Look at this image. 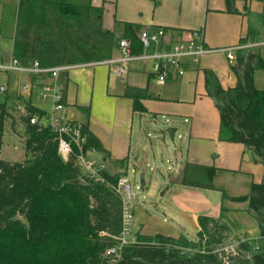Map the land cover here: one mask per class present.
Segmentation results:
<instances>
[{
	"label": "trees",
	"instance_id": "16d2710c",
	"mask_svg": "<svg viewBox=\"0 0 264 264\" xmlns=\"http://www.w3.org/2000/svg\"><path fill=\"white\" fill-rule=\"evenodd\" d=\"M257 1L262 3L257 25L248 20L246 35L235 45L243 48L229 63L235 86L223 88L209 69H203V76L205 92L219 112V141L242 144L264 161V88L257 89L253 79L256 70L264 72V59L246 47L264 41V0ZM224 3L226 13H238L235 0ZM243 15L249 16L246 6ZM102 17L103 7L93 5L92 0H19L13 57L22 64L37 61L40 67L97 63L112 58L121 39L129 42L132 54L141 53L140 25L116 21L115 29L109 31ZM162 30L164 35L171 33V29ZM184 32L192 31H180V35ZM125 96L132 100L133 112L146 113L141 103L148 96L146 89L129 88ZM7 109L0 103V151L4 121L10 118L13 124ZM25 110L21 120L28 160L9 163L0 158V264H264V250L258 246L255 250L247 241L239 242L237 255L224 262L219 247L229 237V229L205 215L197 217L199 230L194 239L183 234L138 235L140 244L125 247L118 260L107 262L104 253L122 230L123 212L121 198L111 187L124 172L105 173L109 186L79 182L74 161L57 154L54 134L29 123L43 112L29 101ZM83 111L87 118V109ZM83 127L85 149L94 148L108 157L86 122ZM114 164L123 169L126 157ZM219 172L187 162L173 182L215 190L213 179ZM229 200L248 203V213L264 238V178L251 183L247 195Z\"/></svg>",
	"mask_w": 264,
	"mask_h": 264
},
{
	"label": "crops",
	"instance_id": "0c3cea01",
	"mask_svg": "<svg viewBox=\"0 0 264 264\" xmlns=\"http://www.w3.org/2000/svg\"><path fill=\"white\" fill-rule=\"evenodd\" d=\"M238 1L235 0L234 3L238 12L236 14L225 12L224 0H214V2H211V0H92V4L102 6L103 13L105 10L108 11V26H104L103 17L102 25L109 31L115 29L116 21L138 24L141 26V31H146L149 34H156L163 28L171 29L169 36L163 35L160 43H151L153 45L150 44L147 48L141 50V53L150 56L157 53L161 48L171 46L180 38L185 37L182 36L183 33L180 35V31H202L205 47L213 50L208 46L206 31L215 19L214 16H222L221 18L229 26H241L242 23L241 21L239 23V17L246 20L245 31L244 33L238 32V38L228 35L224 38V43L236 41L231 44L235 46L238 40L246 35L248 20L257 25V15L262 11V3L258 1L261 4V9L252 16L249 11V4L253 0H240L243 3L241 7L237 5ZM18 5L19 0H0V62L3 64H7L10 58H14L12 53L13 37ZM245 6L249 11V16L243 15ZM6 26L11 29L4 30ZM223 30L222 27L220 31ZM209 43L211 44L210 40ZM260 44L262 43H256L254 46ZM254 46L249 48L252 50ZM223 54L225 55V53ZM119 55V50H117L112 58H117ZM207 56H211L210 53L202 56L198 63L184 62V74L181 76L171 74L163 83H158L155 79L149 60L131 61L124 65L121 75L113 72L115 65H92L88 63L84 67H76L63 73L60 81L63 84L65 113L70 110V118L82 124L87 123L90 132L97 137L103 148L108 152L106 158L102 154L98 153V155L109 162L110 174L121 170L115 166V161L125 157L128 161L132 149L133 121L136 114L140 116V123L142 120L143 122H147V120L157 122L159 117L170 118L172 121L165 120L168 124L171 123L169 126L170 135L174 136L178 133V130L181 131L177 135L181 142L178 146H175L173 156L178 161L174 170L176 177L187 162L222 170L213 179V184L217 188L215 190L183 186L173 182L176 177H172L166 191L171 190L173 187L178 193L177 207L175 208L177 215H185L186 212L196 211L201 208L202 204H205L206 207L213 209V212L208 215L219 219L222 208H220L221 203L217 199V194L222 195L220 191H225V185L242 184L241 182H243L244 193L234 192L230 195L224 193L225 200H229L230 197L247 195L251 183L262 182L264 178V161L259 160L251 149L242 144L219 141V112L215 107L214 100L207 96L205 92L203 69L211 70L217 76L223 88L235 86L236 78L229 69L231 60L227 58L226 70H222L214 64L215 61H213L212 56ZM30 64L31 62L22 65L27 66ZM96 68H99L98 71L95 70ZM75 70H81L82 72L79 75L77 72H73ZM2 72L9 74V72L19 71ZM28 75L31 78L36 76ZM37 77L38 79L34 82L31 81V86L39 88L38 96L42 101L48 103L49 107L48 109H42L33 104L31 105L40 109L43 112L42 115H44L46 111H49L51 104L49 99H42L39 93L42 84L48 83L50 79L46 76ZM80 77L82 79L78 83L85 86L84 96L86 98H82L83 101L79 96V89L81 91V88L76 85V80L79 81ZM222 77L227 78L226 83ZM69 87H71V91L68 94ZM129 88L146 89L148 96L141 100L146 113L133 112L132 100L125 96V92ZM24 90L31 91V89ZM3 93H6V89ZM15 98V101H17L23 97L16 96ZM27 101L30 102V98ZM22 108L26 113L25 106ZM84 108L87 109V118L85 111H83ZM73 112H77L81 119H76ZM10 123L12 126V121ZM195 195H199L200 199L196 200ZM246 211L248 213V210ZM196 213L193 216L191 215V219L194 221L197 233L199 230L197 223L199 214L196 215ZM179 229L182 232H179L178 235H184L182 228L179 227L176 230ZM176 230L173 229L172 234L165 236L177 237Z\"/></svg>",
	"mask_w": 264,
	"mask_h": 264
},
{
	"label": "rangeland",
	"instance_id": "374dc122",
	"mask_svg": "<svg viewBox=\"0 0 264 264\" xmlns=\"http://www.w3.org/2000/svg\"><path fill=\"white\" fill-rule=\"evenodd\" d=\"M211 2H214V0H211ZM237 5L241 7L243 5L242 1L239 0ZM260 9L261 4L258 1L253 0L250 2L249 11L252 16L259 12ZM214 17L215 19L206 31V37H208L207 43L209 48L214 50L210 53L213 61H215L214 64L222 70H226L227 56L222 53L223 51H221V49L233 46L231 44H234L236 41L224 43V38H226V35L238 38V32L241 31L244 33L245 31L246 20L239 17V23L240 21L242 23L241 26H229L221 18L222 16ZM108 18V11L105 10L103 13V24L105 27L108 26ZM222 27L224 30L220 31ZM7 29L10 30L11 28L6 26L4 30ZM209 40L212 45L209 43ZM252 50L264 59V43L254 46ZM97 69L99 68H96L95 70L98 71ZM73 72H77L80 75L82 71L75 70ZM222 78L226 83L227 78ZM81 79L82 77L79 78V81L76 80V85L78 88H81V91L79 89L80 99L85 97V86L78 83ZM253 79L254 86L257 89L264 88L263 71L256 70L254 72ZM24 85L28 86L31 91L29 92V90H24ZM0 86L6 89V93L0 92V103L5 102L6 106H11L10 108L8 107L9 109L7 110L9 115L13 118L12 126L10 123L11 119L4 121L0 158L9 163H22L28 160L30 154L26 153L24 150L27 135L21 118L26 115V113H24V110L21 108L25 106L28 98H30L31 104L41 107L42 109H48L49 105L48 103L42 101L38 96L37 92L39 88L31 86V76L28 74L20 72H9V74H6L5 72L0 71ZM70 91L71 87L68 88V94ZM6 94L8 95L7 98ZM16 96H20L25 99L19 98L15 101ZM81 101H83V99ZM70 113V110L66 111L68 116ZM73 114L76 119H81L77 112H73ZM139 117L140 116L138 114L134 116L132 149L127 159L128 161H126L127 166L121 169V172H124L123 175H125V173L127 174L131 188L135 193L134 199L131 201L133 213L132 229L134 231V236L137 238L138 235L144 237H150L155 234L168 235L173 233V229L176 230L180 227L183 229L184 235L188 239H194L197 233L194 221L191 219V215L193 216L196 212H198L196 215L199 214V216H206L212 213L213 209L206 207L205 204H202L201 208L196 211L186 212L185 215H177L175 208L177 207L176 201L178 200V193L173 189V187L171 190L166 191V188L170 183V179L172 177H176L174 170L178 161H176L173 156L175 146H178L181 142V139L177 138L178 133L181 131L178 130V133L174 136L172 134L170 135L169 126L171 123L168 124L165 120H172L168 117H159V121L157 122H154L153 120L143 122L142 120L141 123ZM69 158L75 162L73 157ZM75 163L74 166L77 168ZM141 173L144 174L145 181L143 189L140 188L139 184V175ZM241 183L242 184L238 183L225 185L226 189L223 193H226L227 195L234 192L243 194L244 185L243 182ZM246 190L248 192L247 187ZM194 198L196 200L200 199L199 195H195ZM217 199H219V202L221 203L220 208H222L219 220L229 229V237L224 240V243L221 245L223 249L219 250V252L223 254V258L224 256L228 257L226 254V249H228L227 246L230 244L235 245L238 242V239H245L253 246L257 245L261 250H264V238L259 236L256 221L246 211L248 209L247 202L237 203L225 199L223 200L220 193L217 194ZM140 232L144 234H141ZM179 232L182 231L180 229L176 230L175 234L178 235ZM116 243L117 241L113 246H116ZM140 243L141 241H139V244Z\"/></svg>",
	"mask_w": 264,
	"mask_h": 264
},
{
	"label": "built area",
	"instance_id": "2783aa9c",
	"mask_svg": "<svg viewBox=\"0 0 264 264\" xmlns=\"http://www.w3.org/2000/svg\"><path fill=\"white\" fill-rule=\"evenodd\" d=\"M164 32L160 29L156 34H149L146 31L139 33V40L142 49L147 48L151 43H160ZM178 41L171 46L161 48L157 53L146 56L144 53L132 54L129 42L126 39H121L118 42L119 56L110 58L102 62L91 63L92 65L106 64L114 66V73L121 75L124 65L131 61H151V69L158 83H163L171 74L183 75L184 62L190 61L198 63L202 56L213 52L204 45L202 31H192L183 33ZM262 44L264 43L261 42ZM247 45L246 47H252ZM243 47L233 46L221 49L227 58L234 60L235 52ZM88 64L78 65H60L54 67H40L37 61H32L30 65L23 66L16 58H11L7 64L0 62V71H19L36 76H46L50 79L48 83H44L40 89L42 99L50 100V109L40 117H32L29 120L31 125H35L38 130H50L57 142V154L61 157H73L75 165L79 171V182L86 183L92 181L94 183L104 184L106 182L105 173H109V162L101 158L94 148L85 149L87 143V134L84 131L83 124L75 121L65 113L66 106L63 103V84L60 81L61 75L73 68L84 67ZM90 65V64H89ZM24 89H30L24 86ZM4 87H0V92H4ZM19 108V107H18ZM23 110V108H21ZM115 192L120 196L123 206L122 212V230L115 238L116 246L109 247L104 253V258L107 262H114L121 257L123 248L128 245L139 244L138 239L134 236L132 229V208L131 201L134 199V192L131 188L127 174L118 178L115 186H112ZM239 242H246L245 239H240L235 245H228L224 262L228 258L237 255V245ZM226 248V247H224ZM255 250L258 249L254 245ZM222 246L219 250H222Z\"/></svg>",
	"mask_w": 264,
	"mask_h": 264
},
{
	"label": "water",
	"instance_id": "95a60500",
	"mask_svg": "<svg viewBox=\"0 0 264 264\" xmlns=\"http://www.w3.org/2000/svg\"><path fill=\"white\" fill-rule=\"evenodd\" d=\"M139 184H140V188L143 189L144 184H145V181H144V174H143V173H141V174L139 175Z\"/></svg>",
	"mask_w": 264,
	"mask_h": 264
}]
</instances>
